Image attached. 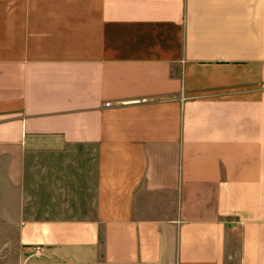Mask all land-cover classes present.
<instances>
[{
  "label": "crops",
  "instance_id": "crops-1",
  "mask_svg": "<svg viewBox=\"0 0 264 264\" xmlns=\"http://www.w3.org/2000/svg\"><path fill=\"white\" fill-rule=\"evenodd\" d=\"M0 264H264V0H0Z\"/></svg>",
  "mask_w": 264,
  "mask_h": 264
},
{
  "label": "built area",
  "instance_id": "built-area-1",
  "mask_svg": "<svg viewBox=\"0 0 264 264\" xmlns=\"http://www.w3.org/2000/svg\"><path fill=\"white\" fill-rule=\"evenodd\" d=\"M111 104L109 103V104H107V106H110Z\"/></svg>",
  "mask_w": 264,
  "mask_h": 264
}]
</instances>
